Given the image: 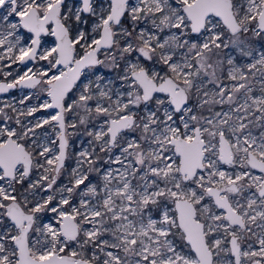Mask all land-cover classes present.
<instances>
[{
  "label": "snow or ice",
  "instance_id": "1",
  "mask_svg": "<svg viewBox=\"0 0 264 264\" xmlns=\"http://www.w3.org/2000/svg\"><path fill=\"white\" fill-rule=\"evenodd\" d=\"M0 264H264V0H0Z\"/></svg>",
  "mask_w": 264,
  "mask_h": 264
},
{
  "label": "rangeland",
  "instance_id": "2",
  "mask_svg": "<svg viewBox=\"0 0 264 264\" xmlns=\"http://www.w3.org/2000/svg\"><path fill=\"white\" fill-rule=\"evenodd\" d=\"M13 94H15V93H13Z\"/></svg>",
  "mask_w": 264,
  "mask_h": 264
}]
</instances>
